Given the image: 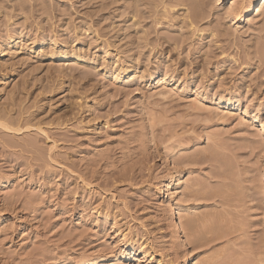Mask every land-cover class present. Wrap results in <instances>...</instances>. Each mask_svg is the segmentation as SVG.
Segmentation results:
<instances>
[{
  "label": "rangeland",
  "instance_id": "1",
  "mask_svg": "<svg viewBox=\"0 0 264 264\" xmlns=\"http://www.w3.org/2000/svg\"><path fill=\"white\" fill-rule=\"evenodd\" d=\"M231 1L0 0V264H264V4Z\"/></svg>",
  "mask_w": 264,
  "mask_h": 264
},
{
  "label": "bare ground",
  "instance_id": "2",
  "mask_svg": "<svg viewBox=\"0 0 264 264\" xmlns=\"http://www.w3.org/2000/svg\"><path fill=\"white\" fill-rule=\"evenodd\" d=\"M236 4H237V2L235 0H232L231 4H230V8L236 7ZM260 4H264V0H248L244 7H242V8L238 7L239 10H238V13L234 15L233 24L236 25L238 23V21L241 20L243 17L250 16L255 11H259L260 10ZM203 5H205V4H203ZM203 10H205V9H203ZM51 58L56 59V60H63V61H70L71 59H73L75 61H80L79 56H70L69 53H67V52H53L51 55ZM126 71H127V73H130L132 70H131V68H127ZM161 83H168V81L166 79H163ZM242 113L247 114V111L244 110ZM255 122H257L258 125L261 126V128L264 131V122L262 120L258 119L257 117H255ZM0 126L6 130L17 132V133H20V130H21V127H19L20 125L17 128H13L7 122H2V121H0ZM175 188L176 189L180 188V185L176 184ZM174 193H175L174 191L171 192V195H174ZM179 209H181L180 205H179ZM172 216L174 219H177V215H176L175 210H172ZM181 221L182 220L180 218V221L178 222L179 225H181ZM194 222L195 221H193L192 223H194ZM194 226H195V224L193 225V227ZM83 264H94V263L92 261H87V262H84Z\"/></svg>",
  "mask_w": 264,
  "mask_h": 264
}]
</instances>
